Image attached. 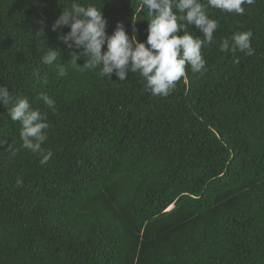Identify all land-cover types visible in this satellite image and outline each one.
<instances>
[{
	"label": "trees",
	"instance_id": "trees-1",
	"mask_svg": "<svg viewBox=\"0 0 264 264\" xmlns=\"http://www.w3.org/2000/svg\"><path fill=\"white\" fill-rule=\"evenodd\" d=\"M73 2L101 8L108 35L122 22L147 39L139 0H0V86L47 115L53 153L41 164L22 148V125L0 104V264H264V0L243 15L200 0L218 22L206 70L186 65L167 96L138 72L119 81L73 67L81 50L59 38L70 28L51 30ZM249 30L253 55L220 51Z\"/></svg>",
	"mask_w": 264,
	"mask_h": 264
},
{
	"label": "clouds",
	"instance_id": "clouds-1",
	"mask_svg": "<svg viewBox=\"0 0 264 264\" xmlns=\"http://www.w3.org/2000/svg\"><path fill=\"white\" fill-rule=\"evenodd\" d=\"M140 8L146 6L148 35L145 42H139L135 34L129 37L123 23L118 22L113 34L106 33L107 21L101 8L83 6L73 2L70 8H63L61 14L51 26L57 31L65 26L70 31L59 38L69 49H80L71 52V64L80 70L100 69L99 75L111 79L115 75L119 81L127 79L128 74L138 72L146 81V90L153 96H167L182 78L187 79L186 65L193 73L205 69L206 61L202 55V47L214 43V32L218 22L210 19L205 4L200 0H139ZM255 0H207L208 7H214L227 13L243 15V5H251ZM45 22L41 21L43 25ZM195 25L203 33V39L192 35L188 28ZM183 30V35L178 33ZM42 33L43 28L37 32ZM252 32L234 33L220 43V51L240 50L246 55H253L251 47ZM106 44V51L102 47ZM147 45V46H146ZM59 50L47 49L42 62L52 65L57 60ZM60 53V52H59ZM83 56V66L77 60ZM59 76L67 75L63 65H57ZM44 105L55 112V101L46 93L39 97ZM0 104L12 105L8 114L12 121H19L21 147L30 150L40 157V163L46 164L53 153L45 150L42 144L48 139L47 129L50 124L47 115L40 109H33L26 97H12L8 88L0 86ZM5 141H0L3 145ZM18 150H12L16 156ZM17 186L22 180L17 179Z\"/></svg>",
	"mask_w": 264,
	"mask_h": 264
},
{
	"label": "water",
	"instance_id": "water-1",
	"mask_svg": "<svg viewBox=\"0 0 264 264\" xmlns=\"http://www.w3.org/2000/svg\"><path fill=\"white\" fill-rule=\"evenodd\" d=\"M173 206L170 207V209L172 208Z\"/></svg>",
	"mask_w": 264,
	"mask_h": 264
}]
</instances>
